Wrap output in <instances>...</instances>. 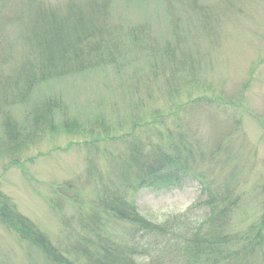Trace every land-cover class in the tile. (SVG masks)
I'll list each match as a JSON object with an SVG mask.
<instances>
[{"label":"trees","instance_id":"1","mask_svg":"<svg viewBox=\"0 0 264 264\" xmlns=\"http://www.w3.org/2000/svg\"><path fill=\"white\" fill-rule=\"evenodd\" d=\"M112 1L0 0L1 148L12 157L10 165H16L17 154L38 143L45 130H54V113L63 109L59 94H48L33 103V91L39 85L111 69L118 80L117 92L133 101L127 103L129 132L111 138L112 124L105 122L103 126L102 122L99 134L103 128L105 136L82 144L89 154L94 152L96 159L103 152L108 159L107 183L103 182L99 167H91L93 158L89 155L86 159V174L96 188V200L84 201L72 182L52 186L54 199L48 205L59 213L64 224L75 217L81 232L69 249L54 246L1 190L0 223L28 249L36 251L44 264H257L264 255V178L254 188V194L263 197L261 215L240 232L232 216L239 211L243 199L239 184L234 183L242 171H238V165L234 166L237 170L228 171L231 150L227 147L228 154H224L222 148L225 142L235 147V142L229 141L230 135L221 133L213 143L209 142L211 136L204 139L201 135L197 136L201 143L194 142L187 136V126L178 119L182 115L192 120L203 108L214 107V100L189 98L176 111L156 109L147 115L135 114L146 108L150 99L156 102L154 96L160 90L171 104L181 89L196 83L195 76L202 67H196L194 53L181 46L189 29L175 14L171 21L174 46L161 43L148 22L129 23L115 17ZM178 1L184 8L189 7L190 13H200V25L208 33L210 8L198 0ZM178 51L181 59L176 56ZM220 105L224 109L230 106ZM20 107L22 120L13 113ZM232 120L227 122L231 124V135L239 126ZM70 124L64 122L66 130L71 129ZM174 130L179 132L177 136L172 133ZM195 135L192 133V137ZM110 139L120 141L121 148L123 145L116 156L99 148V144ZM229 177H233V182ZM188 181H196L205 195V201H201L206 208L203 218L189 211L154 224L139 215L134 201L139 191L178 189ZM69 204L72 218L65 214ZM107 219L131 226L125 245L110 235Z\"/></svg>","mask_w":264,"mask_h":264},{"label":"rangeland","instance_id":"2","mask_svg":"<svg viewBox=\"0 0 264 264\" xmlns=\"http://www.w3.org/2000/svg\"><path fill=\"white\" fill-rule=\"evenodd\" d=\"M171 1H112L115 17H121L129 23L146 21L161 43H171L173 46L171 21L177 14L179 17L176 18H180L183 27L189 29L184 34L186 38L181 46L190 49L189 53H194L195 66L202 67V71L195 76L196 83L181 89L174 102L168 104L160 90L158 96H154L156 102L149 97L147 106H144L146 108L135 114L147 115L156 109L165 113L171 108L176 111L178 105L187 103L189 98L214 100V104L211 102L214 107L203 108L192 120L182 115L178 119L187 126V136L194 142L201 143L198 138L201 135L204 139L211 136L209 142L213 143L219 133L230 135L229 141L235 142V147H231L232 144L227 146L225 142L222 148L224 154H228L227 147L231 150L228 171L237 170L235 165H238V171H242L241 177L235 179L234 183L239 184L243 199L232 219L238 224V231L244 232L247 226L260 217L263 202V197L258 198L254 194V188L264 178V0H198L200 5L210 8L211 14L206 21L211 25L208 33L200 25V13L192 14L190 8H184L178 0ZM178 52L176 56L181 59L182 55ZM117 85V77L111 69H98L36 87L31 100L33 103L48 94H59L63 99V109L54 113V130H45L38 143L21 150L17 154L19 161L14 166L9 164L12 157L5 148H1L4 146V137L0 126V190L22 215L35 223L60 249H69L81 232L75 217L70 223L64 224L59 213L48 205L54 199L52 186L72 182L84 201L96 200V188L86 174V159L89 155V158H93L91 167H99L103 178H110L107 175L110 172L109 163L104 152L102 155L99 153L98 160L94 152L89 154L87 147L82 144L105 136L103 128L99 134V124L102 122L103 126L105 122L112 124L113 131L109 132L111 138L130 131L127 103L133 101L124 98L122 92H117ZM131 97L139 101L133 94ZM220 103L230 106L224 109ZM13 113L20 120L23 107L16 108ZM233 116V120L230 119ZM234 119L239 126L231 135V124L227 125V122H234ZM67 121L71 123L69 130L64 125ZM172 133L177 136L179 132L174 130ZM192 133L196 135L192 137ZM110 140L116 142L109 143ZM110 140L99 144V148H106L107 152L115 153L116 156L122 151L123 145L121 148L120 141ZM229 176L233 175L230 173ZM106 178L102 179L104 183H107ZM229 178L233 182V177ZM66 194L71 196L70 193ZM134 197L139 215L154 224L189 211V214L198 218L206 215V208L201 206L205 195L196 181H188L178 189L159 192L141 190ZM71 209V204L66 206L65 214L72 218ZM107 220L110 235L119 244L125 245L131 226ZM260 251H257L256 256L260 257ZM38 255L0 223V264H44ZM260 258L257 264H264V255Z\"/></svg>","mask_w":264,"mask_h":264}]
</instances>
